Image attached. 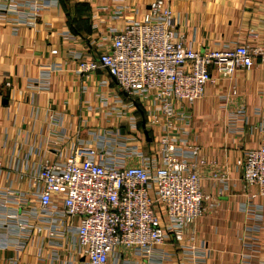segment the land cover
I'll return each mask as SVG.
<instances>
[{"label":"crops","instance_id":"obj_1","mask_svg":"<svg viewBox=\"0 0 264 264\" xmlns=\"http://www.w3.org/2000/svg\"><path fill=\"white\" fill-rule=\"evenodd\" d=\"M54 1L34 12L31 0H0V264H86L74 241L78 220L63 214L59 195L42 209L32 175L43 161L64 163L77 151L108 166L155 164L163 133L181 151L199 147L204 215L179 243L167 237L153 258L124 251L117 264H264V197H252L256 187L235 166L264 146V64L255 58L228 79L210 69L204 96L175 103L178 118L159 117L155 126L151 95L134 102L103 69L77 71L80 59L107 49L113 31L140 20L151 0ZM165 5L194 50L264 49V0Z\"/></svg>","mask_w":264,"mask_h":264},{"label":"built area","instance_id":"obj_2","mask_svg":"<svg viewBox=\"0 0 264 264\" xmlns=\"http://www.w3.org/2000/svg\"><path fill=\"white\" fill-rule=\"evenodd\" d=\"M31 1L34 12L37 4L56 3ZM165 1L151 0L140 20H128L113 31L106 50L77 62L82 75L106 71L120 92L134 102L151 95L160 112L151 115L155 126H159V117H177L175 103L192 104L204 96L212 83L210 69L228 79L237 70L252 68L255 58L264 64L262 47L194 50L183 35L175 33V18ZM199 151L192 145L181 151L163 133L155 164L125 165L118 159L108 166L94 160V152L81 159L77 151L64 163L43 161L32 175V185L40 187L42 209L53 203L55 195L63 198V214L78 220L74 241L86 264H117L124 251L150 259L167 237L179 243L185 227L204 215L201 169L205 161ZM235 166L242 181L256 187L252 197H264V146L245 151ZM2 167L0 161V171ZM226 178L220 176L222 181Z\"/></svg>","mask_w":264,"mask_h":264},{"label":"water","instance_id":"obj_3","mask_svg":"<svg viewBox=\"0 0 264 264\" xmlns=\"http://www.w3.org/2000/svg\"><path fill=\"white\" fill-rule=\"evenodd\" d=\"M142 127L145 128L144 122L142 123ZM145 136L148 137V133L145 131Z\"/></svg>","mask_w":264,"mask_h":264}]
</instances>
